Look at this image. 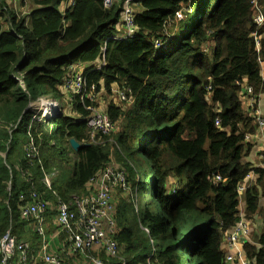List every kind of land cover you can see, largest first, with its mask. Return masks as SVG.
<instances>
[{"label":"trees","instance_id":"obj_1","mask_svg":"<svg viewBox=\"0 0 264 264\" xmlns=\"http://www.w3.org/2000/svg\"><path fill=\"white\" fill-rule=\"evenodd\" d=\"M67 2L29 0L33 9L23 18L0 0V123L27 137L21 146L16 131H0V243L11 228L17 241L39 247L34 220L21 217V194L36 190L52 201L45 225L52 219L56 229V205L88 193L115 157L138 188L132 200L115 203L112 238L127 264H226L223 239L240 220L239 187L252 172L259 178L244 193L245 217L264 215V167L246 159L247 136L258 125L240 97L245 84L257 100L264 93V26H255L251 0H140L133 4L138 33L130 41L114 39L124 27L122 2L110 10L103 0H77L66 9ZM71 66L86 67L90 85L131 91L132 103L109 106L112 121L123 122L111 136L120 153L109 138L91 143L89 113L62 92ZM45 96L59 102L62 114L33 120L30 104ZM63 98L76 117L65 113ZM71 140L82 147L74 150ZM18 147L25 152L15 170ZM53 173L49 189L44 179ZM170 178L175 183L167 189ZM244 253L250 264H264V226ZM91 257L121 264L103 250Z\"/></svg>","mask_w":264,"mask_h":264},{"label":"built area","instance_id":"obj_2","mask_svg":"<svg viewBox=\"0 0 264 264\" xmlns=\"http://www.w3.org/2000/svg\"><path fill=\"white\" fill-rule=\"evenodd\" d=\"M76 1L77 0H69L65 8L73 7ZM262 1L263 0H251L253 21L257 29L264 26V8L262 6ZM119 2L123 4L125 34H118L114 39L119 41H130L135 39L138 33L133 4L138 3L139 5V2L135 0H103V6L110 10L117 6ZM15 13L19 17H22L18 12ZM29 13L30 11L25 14L28 15ZM253 37H255L257 48L259 49L261 37H259L257 33H255ZM157 46L160 45L157 44ZM102 66H104V64ZM61 88L62 92L69 96L71 103L78 98L85 111L89 113L85 121H88L89 139L91 143L93 145H98L102 143L99 137L109 138L108 142L112 145V148L117 149L120 153L121 149L119 145L111 138V136L116 133L117 124L113 122L110 117L109 106L111 103L118 106L130 104L129 95L131 91L116 85L112 87L110 91L105 87L99 88L97 84L90 85L87 81L84 68L79 69L74 66L69 68ZM104 95L109 97L108 103L103 102L102 98ZM254 96L253 87L245 84L243 90L240 92L241 100L249 98L254 103ZM39 105L42 114L51 116V118H55L59 115L61 110L58 101H51V99L46 96L40 98ZM256 120L257 119H255V121ZM216 125L220 126L219 120H217ZM257 125L258 131L256 134H262L264 138V118H258ZM251 139L252 135H248L246 142H249ZM26 151L28 158L33 160L36 155V149L32 143L29 144L28 150ZM263 153L260 155L261 159L264 161ZM261 167H264V165ZM56 176L57 173H53L44 179V184L49 189H51L52 180ZM216 181H221V178L217 177ZM252 183L253 181L250 182V184ZM246 185L247 184L244 183L239 187L240 195L244 194L248 189ZM118 189H127L125 172L115 169L109 164L91 180L88 193L82 196L74 195L71 202L67 204L62 203L56 208L57 214L54 223L56 229H58L57 233L66 236L62 251L66 254L67 258H91L93 264H105V262L99 258L91 257L93 253L96 254L99 250H103L108 257L120 260L121 264H127L126 261L119 256L118 244L112 238V235L115 233L114 215L116 206L114 193ZM19 200L22 203L20 207L21 217L26 220L33 219L34 229L42 238L41 251L37 255L33 252L31 243L17 241L10 228L3 236L0 243L2 255L0 264H13V259L17 256H19L18 264H69V262L64 261L60 255L51 253L46 243L45 238L47 230L45 216L50 209L49 203L39 195L36 190H32L28 196L21 194ZM249 223L245 215L240 214V220L237 226L232 231L225 234L222 246L225 253V262L239 260L241 264H250L244 253V245L252 243L250 238L254 232V230H251ZM233 250L237 254V259L230 253ZM147 264H152V261L148 260Z\"/></svg>","mask_w":264,"mask_h":264},{"label":"crops","instance_id":"obj_3","mask_svg":"<svg viewBox=\"0 0 264 264\" xmlns=\"http://www.w3.org/2000/svg\"><path fill=\"white\" fill-rule=\"evenodd\" d=\"M8 1V0H7ZM8 4L12 10L15 12H18L20 15H24L26 12L31 11L33 9L32 5L29 3V0H18V1H8ZM263 6V3H262ZM264 8V6H263ZM26 15V14H25ZM27 16V15H26ZM86 67L84 68V70ZM261 77L264 79V62L261 63ZM255 102L253 103L249 98L246 100H242L243 106L245 110L251 115V117H254L257 119V124H258V118H264V93L259 97L257 100L256 96H254ZM68 102V98H65ZM66 114L70 116L76 117L77 114L72 106L69 104L66 105ZM65 109V108H64ZM255 121V122H256ZM252 145V150L250 155L246 158L247 161L251 162L256 168H261L262 165H264V161L261 159V153L264 151V138L262 137V134H254L252 135V139L247 142ZM259 176L256 175L255 173H252L245 181L247 188L252 187L255 185L256 181L258 180ZM173 181L171 182V185L173 184ZM250 184V182H252ZM116 193V192H115ZM114 193V201L115 203H118L121 198H118L115 196ZM264 201V200H263ZM240 214L246 215V202H245V195H240ZM32 228V226H31ZM29 229V228H28ZM46 243L49 247V251L53 254H58L60 257L66 261L69 262V264H93V261L91 258H82V257H77V258H67L66 254L62 251L63 250V239L62 235H59L54 228V225L51 220H47L46 223ZM58 230V229H57ZM39 237V236H38ZM41 240L42 238L39 237V247H33V252L35 254H39L41 251ZM23 241H28V240H23ZM30 242V241H28Z\"/></svg>","mask_w":264,"mask_h":264},{"label":"rangeland","instance_id":"obj_4","mask_svg":"<svg viewBox=\"0 0 264 264\" xmlns=\"http://www.w3.org/2000/svg\"><path fill=\"white\" fill-rule=\"evenodd\" d=\"M135 1L136 2H140V0H135ZM22 17L25 18L26 15H22ZM118 34H125V28L122 25L118 26ZM79 69H82V68L80 67ZM61 90H62V88H61ZM40 98L41 97H39L38 101H32V103L30 104L31 112L35 116L33 120L36 119L37 121H42L45 117L48 118V119L49 118L50 119H54V118H51V116H48V115L45 116V115L42 114L41 107L39 105ZM102 100H103L104 103H108L109 102V97L107 95H104ZM43 101H45V100H43ZM61 101H62L61 102L62 105L65 108V113H66V108H67L66 105L68 104V102H67V100L65 98L61 99ZM130 103H132V102L130 101ZM7 125H5L2 122L0 123V131L2 133L3 132H9L10 134H12V132L16 131L17 128L15 126H13V125H8L7 126ZM122 125H123L122 121L117 123V128H116V133L115 134H118V132H120V130H122ZM52 130H53V128H50V131H52ZM14 138H15L14 140L17 143H19L21 146L27 142V137H26L25 133H21V130L16 131V133L14 134ZM19 149L20 148L18 147L16 149V151L14 152L15 155L13 154V156H11V159L12 158L15 159L14 162H13V165L15 166V170H18L20 159L23 158L22 156L24 155V152H25V149L23 147L22 150H21V154H19V152H18ZM111 166L114 167L115 169L120 170V171H124L125 175H126L127 189L126 190H117L116 193H115V196L118 197V198H125L127 200H132L134 197H136L138 195V188L137 187H135V188L132 187L131 180H129L127 178L128 177L127 171L125 170V168L122 165V163L119 160H117L115 157L114 158L112 157ZM57 176H58V173H57ZM146 178L149 180V176L148 175L146 176ZM139 180H140L139 178H136V183H138ZM172 180H174V179H172V178L168 179L167 184H166L167 189H169ZM174 183H175V180L173 181V184ZM241 195H243V194H241ZM145 198H146L147 201H150V197L146 196ZM47 202H49L50 207L53 208L52 205H54V203L52 201H47ZM56 206H59V205H56ZM260 206H261V208L264 207V201L263 200L260 201ZM249 224H250L251 230L252 231L255 230L253 232V235L250 238V240L255 241V238L259 237V235L261 233V230H262V228L264 226V215L258 216L257 218L254 219V222H250ZM230 253L233 254L234 257L237 259V254H236V252L234 250L231 251ZM18 260H19V256L15 257L13 259V264H18ZM225 263L226 264H241L239 260H236L234 262H225Z\"/></svg>","mask_w":264,"mask_h":264},{"label":"water","instance_id":"obj_5","mask_svg":"<svg viewBox=\"0 0 264 264\" xmlns=\"http://www.w3.org/2000/svg\"><path fill=\"white\" fill-rule=\"evenodd\" d=\"M59 114H62V110H60ZM71 145H72L73 149L76 150V151L79 150L82 147V145L79 144L76 140H71ZM6 156H7V152L5 154H3V157L5 159H6ZM9 190H11V186H10Z\"/></svg>","mask_w":264,"mask_h":264},{"label":"bare ground","instance_id":"obj_6","mask_svg":"<svg viewBox=\"0 0 264 264\" xmlns=\"http://www.w3.org/2000/svg\"><path fill=\"white\" fill-rule=\"evenodd\" d=\"M133 8H134V7H133ZM80 67H81V66H80ZM80 67H79V68H80ZM81 68H82V67H81ZM130 101H131V102H133V100H132V99H130Z\"/></svg>","mask_w":264,"mask_h":264}]
</instances>
